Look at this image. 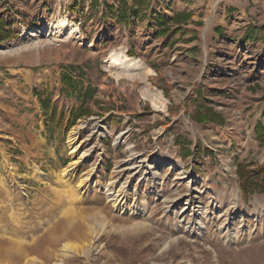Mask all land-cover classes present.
Here are the masks:
<instances>
[{
    "label": "rangeland",
    "instance_id": "obj_1",
    "mask_svg": "<svg viewBox=\"0 0 264 264\" xmlns=\"http://www.w3.org/2000/svg\"><path fill=\"white\" fill-rule=\"evenodd\" d=\"M120 1L0 0V264H264V0Z\"/></svg>",
    "mask_w": 264,
    "mask_h": 264
},
{
    "label": "trees",
    "instance_id": "obj_2",
    "mask_svg": "<svg viewBox=\"0 0 264 264\" xmlns=\"http://www.w3.org/2000/svg\"><path fill=\"white\" fill-rule=\"evenodd\" d=\"M149 2L148 0H133L131 4H128L126 0H121L119 2L118 8H123L122 10L118 11L117 13V20L118 22H127L128 20H131L136 17H142L143 10L145 8H148ZM189 13H176L173 15L171 20H173L175 23L185 22L189 18ZM167 29L159 30L158 34L165 33ZM15 30L11 27L10 23H7L3 20V18L0 16V41L8 39L10 37H13L15 35ZM61 82L63 84V88L68 92L69 91H75L78 89V87L75 85L74 80L67 76L66 74H63L61 77ZM90 91V87H87L85 92H83V96L85 93ZM36 95L40 98V109L42 111L43 116L45 117V120L47 122L54 121L56 118V109L54 106L51 105L50 97L48 95L42 96L39 92H36ZM264 99V95H263ZM83 101H81V104L76 107L70 114L68 125L69 128L74 124V122L81 118L82 116L90 114L89 110L83 106ZM197 108H204L203 106H197ZM206 112H202L201 109H198L195 115H193L194 120L199 122H205L218 119L216 117H212V112L209 109L210 107H206ZM259 129L263 130V126L260 123ZM243 173L241 174L243 178L241 188L243 192L246 194L249 192V189H251V185L253 184H245L246 181H253L255 177H258L260 175L264 174V166H260L258 168H255L254 170H241Z\"/></svg>",
    "mask_w": 264,
    "mask_h": 264
},
{
    "label": "bare ground",
    "instance_id": "obj_3",
    "mask_svg": "<svg viewBox=\"0 0 264 264\" xmlns=\"http://www.w3.org/2000/svg\"><path fill=\"white\" fill-rule=\"evenodd\" d=\"M66 25V19L64 17H61V19L59 20V26L60 27H64ZM71 32H74V30H76L74 27H71ZM58 28L57 27H52V32L51 33H55V30H57ZM132 58L129 57V56H126L122 51H112L106 62L110 65H113V66H116V67H120L121 69H138L140 67V64L138 62H133L131 65H130V61H133L131 60ZM160 97L158 95L155 96V98L152 99V103L154 106H157V99H159ZM83 152V151H82ZM85 151L83 153H81V155L79 156L80 159L85 157ZM157 165H160L158 164L156 161L153 163V167L157 166ZM152 167V168H153ZM146 168L147 169H150V173H151V178H155L158 174H157V171H154L152 172L151 171V166L150 164H147L146 165ZM189 185V184H188ZM196 188H193V190L191 191V193H188L187 195V199L189 201H187L186 205L189 204V202L193 201V198L196 196V194L193 193V191L195 190ZM197 190V189H196ZM198 194V193H197ZM186 195V194H185ZM183 196V195H182ZM175 199H172L170 202H173ZM176 201V200H175ZM178 201V200H177ZM186 202V201H185Z\"/></svg>",
    "mask_w": 264,
    "mask_h": 264
},
{
    "label": "crops",
    "instance_id": "obj_4",
    "mask_svg": "<svg viewBox=\"0 0 264 264\" xmlns=\"http://www.w3.org/2000/svg\"><path fill=\"white\" fill-rule=\"evenodd\" d=\"M225 17V16H224ZM238 19H240V18H238Z\"/></svg>",
    "mask_w": 264,
    "mask_h": 264
}]
</instances>
